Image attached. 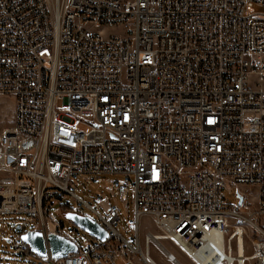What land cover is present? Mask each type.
<instances>
[{"label": "built area", "instance_id": "2783aa9c", "mask_svg": "<svg viewBox=\"0 0 264 264\" xmlns=\"http://www.w3.org/2000/svg\"><path fill=\"white\" fill-rule=\"evenodd\" d=\"M256 5L264 0H0V96L15 100L13 125L0 134V215L37 220L78 248L40 258L19 222L18 258L117 264L111 239L126 264H182L167 239L191 264H264ZM73 175L128 178L118 189L132 195L134 243L114 229L113 207L108 218L92 209L109 236L88 249L46 215L63 194L91 208L69 190ZM226 192L241 204L224 203ZM142 217L156 231L141 237Z\"/></svg>", "mask_w": 264, "mask_h": 264}, {"label": "rangeland", "instance_id": "374dc122", "mask_svg": "<svg viewBox=\"0 0 264 264\" xmlns=\"http://www.w3.org/2000/svg\"><path fill=\"white\" fill-rule=\"evenodd\" d=\"M249 12L264 13V7L254 6ZM105 33H120L117 28H107ZM264 61V55L262 56ZM15 100L12 96H0V134L13 125ZM86 130V126H82ZM128 178L122 175H98V176H82L73 175L70 178L69 190L81 198L84 202L91 206L88 207L84 203L77 201L72 195L63 194L57 196L48 202L46 206V215L57 222L64 224L66 232L76 239L82 249H88L90 246L98 243L89 233L74 225L70 220L65 218V213L70 210L77 212L83 216L98 220L95 212L98 211L104 217L108 218V208L113 207L118 210L119 220L113 223L114 229L130 243H134L135 238V217L132 195L129 194L127 200H123L119 193V184ZM252 188H248L251 191ZM224 203L232 206L238 204L235 192L232 194H224ZM254 207L253 202H250ZM63 208L67 210L64 212ZM258 223L264 227L258 218ZM22 223L25 230L39 229L37 220L29 219L22 215H0V264H44L41 259L30 258V262L22 261L14 254L13 244L18 241L19 236L14 233V227L17 223ZM151 230L156 231L154 222L149 217H142L139 220V232L142 237L144 232ZM10 240V241H8ZM161 243L169 249L182 264H191L190 259L183 251L171 240L163 239ZM107 245L118 253L115 261L117 264H126L127 260L122 256L118 249L120 242L118 240H108ZM152 251L156 254L159 250L152 245ZM250 250H248L249 252ZM158 258V257H157ZM137 261V257H133ZM167 264V263H166Z\"/></svg>", "mask_w": 264, "mask_h": 264}, {"label": "water", "instance_id": "95a60500", "mask_svg": "<svg viewBox=\"0 0 264 264\" xmlns=\"http://www.w3.org/2000/svg\"><path fill=\"white\" fill-rule=\"evenodd\" d=\"M241 204V196H238ZM65 218L70 220L74 225L89 233L98 241H105L109 233L96 220L83 216L74 211H67ZM20 239L30 246L31 251L40 258L48 257L52 259L66 257L69 253H76L78 248L74 241L58 233L44 234L42 230H27L20 235ZM10 241V240H8Z\"/></svg>", "mask_w": 264, "mask_h": 264}, {"label": "trees", "instance_id": "16d2710c", "mask_svg": "<svg viewBox=\"0 0 264 264\" xmlns=\"http://www.w3.org/2000/svg\"><path fill=\"white\" fill-rule=\"evenodd\" d=\"M67 209L66 208H63V211L65 212ZM69 211V210H68Z\"/></svg>", "mask_w": 264, "mask_h": 264}]
</instances>
